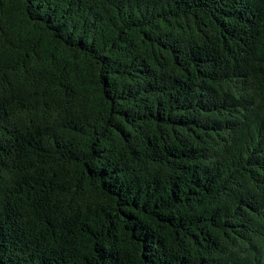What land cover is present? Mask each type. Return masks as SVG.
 Segmentation results:
<instances>
[{
  "label": "trees",
  "instance_id": "obj_1",
  "mask_svg": "<svg viewBox=\"0 0 264 264\" xmlns=\"http://www.w3.org/2000/svg\"><path fill=\"white\" fill-rule=\"evenodd\" d=\"M0 264H264V0H0Z\"/></svg>",
  "mask_w": 264,
  "mask_h": 264
}]
</instances>
